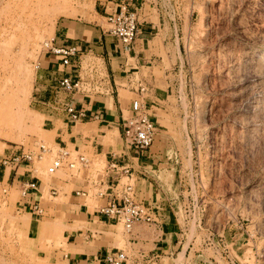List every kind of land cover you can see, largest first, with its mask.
I'll return each instance as SVG.
<instances>
[{
	"label": "rangeland",
	"instance_id": "rangeland-1",
	"mask_svg": "<svg viewBox=\"0 0 264 264\" xmlns=\"http://www.w3.org/2000/svg\"><path fill=\"white\" fill-rule=\"evenodd\" d=\"M146 1L160 3L176 34L168 97L150 148L159 159L149 174L170 202L179 244L151 264H264V0ZM97 20L94 0H0V163L16 151L49 150L28 167L42 182L32 190L38 214L19 205L23 188L0 183V264H77L69 259L76 251L66 229L82 234L76 240L88 249L106 245L123 251L125 264H140L160 234L153 224L130 234L115 222L96 229L76 213V181L88 191L83 203L99 206L104 188L93 183L103 179V157L85 155L86 168L46 173L59 148L47 119L60 125L70 96L45 79L44 44L60 24ZM112 137L127 147L121 127L120 135L115 125L107 132ZM130 183L139 202L135 176Z\"/></svg>",
	"mask_w": 264,
	"mask_h": 264
},
{
	"label": "crops",
	"instance_id": "crops-1",
	"mask_svg": "<svg viewBox=\"0 0 264 264\" xmlns=\"http://www.w3.org/2000/svg\"><path fill=\"white\" fill-rule=\"evenodd\" d=\"M120 1H128L137 10L139 17L138 33L129 50H125L117 43L102 24L106 15L114 11ZM94 12L97 22L60 24L55 39L59 44L78 45L85 59L98 60L107 81L99 91L79 93L69 97L68 102L84 113L81 120L72 121L66 116L58 125L56 119H47L51 125L47 131L54 133V142L58 147L68 149L71 146L77 154L87 155L92 159L97 156L104 158L106 166L103 179L95 184L99 189L104 188L105 193L114 179L122 178L119 172L108 170V165L115 163L118 168L122 166L130 168L131 177L135 176L138 181L136 189L139 203L155 210L154 226L160 230L156 240L152 241V249L146 254L141 253L140 264H151L153 258L157 261L161 255L172 256L179 244L175 242L178 238L170 202L160 192L161 185L152 184L149 174V169H153L159 159L157 156L159 152H152L151 149L137 152L129 147L120 148L113 142L114 137L110 140L106 137L107 132L112 131L114 125L118 127L120 135L124 111L127 112V116L140 111L146 113L156 127L157 133L154 139L156 141L161 127L159 112L162 111L169 91L168 66L172 65L169 48L175 43V24L169 22L160 3H148L146 0H94ZM42 69L45 79L55 83L64 71L59 65L58 58L48 54L43 58ZM155 71L161 74L159 78ZM42 85L47 87L46 84ZM139 85L144 87V92H139ZM49 92L46 88L41 90L44 98L49 96ZM10 167L7 172V167L0 163V183L17 185L21 189L31 183L35 187L36 184L38 185L36 189L41 187L42 182L33 176L26 165H10ZM78 190L87 191L85 185L81 186V182L76 181L70 195L74 202L72 206L82 221L96 229L112 226L114 221L100 216L97 211L98 206L91 208L83 203L87 196L80 197L74 194ZM35 196L32 189H27L25 195L20 197L19 205L35 209L37 210L35 213L38 214L40 205L39 201L36 202ZM107 200V196L102 200L96 196L98 205ZM64 234H67V244L74 246L76 251L75 254H69V259L77 264H107L106 257L119 251H113L106 245L88 249L83 243L77 242V237L82 236L77 230L66 229ZM137 236L138 232L135 234V237ZM131 240L135 243V238Z\"/></svg>",
	"mask_w": 264,
	"mask_h": 264
},
{
	"label": "built area",
	"instance_id": "built-area-1",
	"mask_svg": "<svg viewBox=\"0 0 264 264\" xmlns=\"http://www.w3.org/2000/svg\"><path fill=\"white\" fill-rule=\"evenodd\" d=\"M108 32L115 38L125 50H129L138 33L139 17L137 10L128 1H120L114 11L106 15ZM46 54L57 57L59 65L63 68V74L56 81V88L71 96L79 93H90L99 91L100 87L106 82L102 66L98 60L83 59V53L76 44H59L56 39L44 44ZM139 92H144L141 85ZM63 110L72 121H79L84 117V113L77 110L73 104L66 102ZM157 130L149 116L144 112H138L123 119L121 123V135L125 145L137 152L148 151L154 143ZM36 150L28 152H14L12 155L2 160V165H26L29 167L33 158H41L40 154L49 152L44 145L37 147ZM73 154L63 147H59L56 156L51 160L46 169L49 176H53L62 168L67 167L74 170L79 166L86 168L90 160L85 156ZM108 170L119 172L122 178L114 179L107 193L98 191L96 196L102 200L108 197L106 202H101L97 207L100 216H103L115 223H121L124 231L130 234L136 225L156 224L155 210L146 207L135 199L134 186L130 183L131 170L127 166L117 167L115 163L108 165ZM122 179H126L122 182ZM95 184V183H93ZM21 196L25 195L27 189L36 190L33 183L27 184ZM51 195H55V188H50ZM76 196L85 197L87 191L78 190ZM156 258H153L155 261ZM127 256L123 251H117L106 257L107 264H125ZM152 260V261H153Z\"/></svg>",
	"mask_w": 264,
	"mask_h": 264
},
{
	"label": "bare ground",
	"instance_id": "bare-ground-1",
	"mask_svg": "<svg viewBox=\"0 0 264 264\" xmlns=\"http://www.w3.org/2000/svg\"><path fill=\"white\" fill-rule=\"evenodd\" d=\"M25 67V66H24ZM1 69V68H0ZM7 79V78H6ZM10 81V80H9ZM5 83V82H4ZM31 86V85H30ZM30 88V87H29ZM2 89V88H1ZM24 91V90H23ZM27 92V91H26ZM26 92H24V94L26 93ZM26 94H28V92L26 93ZM26 94L24 95V96H26Z\"/></svg>",
	"mask_w": 264,
	"mask_h": 264
}]
</instances>
